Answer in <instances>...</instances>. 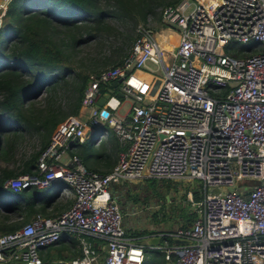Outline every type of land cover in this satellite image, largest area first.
<instances>
[{
    "label": "built area",
    "instance_id": "2783aa9c",
    "mask_svg": "<svg viewBox=\"0 0 264 264\" xmlns=\"http://www.w3.org/2000/svg\"><path fill=\"white\" fill-rule=\"evenodd\" d=\"M159 16L178 34L172 48L153 27L137 24L122 60L88 73L79 112L54 127L34 171L4 179L12 189L61 180L72 198L58 213L36 212L0 232V264H141L143 245L120 225L107 189L124 178L200 181L198 197L189 190L192 220L154 232L159 240L149 246L161 251L163 264H264V0H178ZM149 76L158 79L153 92ZM112 78L117 92L106 90L98 104L100 83ZM103 125L120 149L108 170L88 169L68 149L92 127L100 141ZM240 178L251 182L243 193L234 185ZM226 185L234 187L209 190ZM62 233L76 237L81 254L43 260L40 249ZM95 239L105 250L101 260Z\"/></svg>",
    "mask_w": 264,
    "mask_h": 264
},
{
    "label": "trees",
    "instance_id": "16d2710c",
    "mask_svg": "<svg viewBox=\"0 0 264 264\" xmlns=\"http://www.w3.org/2000/svg\"><path fill=\"white\" fill-rule=\"evenodd\" d=\"M112 1L113 3L107 5L110 7H103L100 6L99 0H7L5 6L0 9V158L11 157L16 140L23 130L35 131L38 139V147L23 155L20 163L15 166L16 169L0 167V206L3 205L13 212L17 211L19 215H22L23 220L29 219L36 212L48 215L47 206L57 205L53 202L54 193L52 195L43 193L45 196L42 194L41 188L43 187L12 189L4 183V179L18 172L34 171L39 151L48 142L56 123L65 115L61 114L56 117L59 112L53 108L47 98H52L51 90L55 87L54 80L60 72L62 75L63 71L70 69L68 56L71 50L68 49L79 42L78 36L82 32L93 33L104 27L105 15H116L119 7L120 12L144 20L146 14L153 10L154 3L165 5L178 0ZM134 35L135 33L126 35L130 41L127 49ZM127 49L117 61L111 64L112 66L122 60ZM234 49L238 54L241 47ZM56 68L59 71L53 72ZM97 70L99 69L93 71ZM77 73L72 113L78 111L82 91L88 80V73L82 71ZM44 82L49 88L43 99L29 101L28 99L40 91ZM118 84V79L112 78L100 83V89L117 92ZM38 102L40 104H36ZM84 142L76 143L68 149L69 152H75L82 163L92 156V152L96 155L94 157L96 159L100 153L108 157L110 155L108 151L120 149L117 139L113 141L109 150L106 149L107 146L102 144L96 146L94 143L90 146L93 149L83 150L81 144ZM98 166L92 163L89 167H85L106 171ZM154 180L150 178V181ZM55 183L62 186L63 181ZM193 197H198V193L194 191ZM133 198H136L135 194ZM194 215L193 209L189 212L184 211L182 213L184 220L180 225H187ZM6 216H8L7 221H0V232L12 230L21 224L20 220L12 219L10 214ZM62 239L69 240V242L63 244ZM59 240L58 245L56 243L47 245L44 254L40 249L43 260L69 259L81 254L77 239L73 234L62 233ZM143 250L144 258L141 264H163V256L159 249L143 245ZM101 259L102 255L99 256V260Z\"/></svg>",
    "mask_w": 264,
    "mask_h": 264
},
{
    "label": "rangeland",
    "instance_id": "374dc122",
    "mask_svg": "<svg viewBox=\"0 0 264 264\" xmlns=\"http://www.w3.org/2000/svg\"><path fill=\"white\" fill-rule=\"evenodd\" d=\"M111 1L112 0H99V4L103 7H110L107 5L113 3V1ZM162 6L163 5L160 3H154L153 10L146 14L144 20L138 17L134 18L132 15H128L125 12H120L119 7L120 13L118 12L116 15H105L104 27L95 30L93 33L82 32L79 36L77 35L79 42L74 44L72 48L68 49L71 50L68 56L70 69L63 71L62 75L60 72L57 79L54 80L55 87L51 90L52 98H47V101L52 103L53 108H56L59 112L56 117L65 114L62 116V119H64L68 114H77L79 112L80 107H78L76 113H72L71 111L76 95L74 84L78 78L77 72L82 71L89 73L96 69L112 66L111 64L114 61H117V59L123 54L124 50L127 49L130 41L127 39L126 35H133L137 24L142 23L149 25L150 27H153L154 30L155 28L157 29L158 26H162L159 20ZM65 49H67V47H65ZM148 64L151 66L153 65L151 62H148ZM55 70L59 71V69L56 68L53 69V72ZM149 79L152 81L150 92H153L158 84V79L151 76H149ZM48 88L49 86L47 87L44 82L40 91L28 100L35 101L43 99ZM36 104H40V102ZM125 105L126 102H123L119 107V111L122 112ZM61 120H59L56 125ZM81 146H83V150L93 149L90 148V140H86ZM37 147L38 139L36 132L23 130L16 140L11 157L8 159L0 158V167L6 166L16 169L15 166L20 163L23 155ZM91 155L92 156H90L89 159L83 161V164L85 163L84 165L87 167L95 162L94 157L96 155L93 152ZM65 157L66 155H63L62 158L64 159ZM154 179V181H150V178H124L121 181H109L107 185L109 191H112V185H118L123 190L122 194L115 195V200L117 201L121 212L120 225L125 229L128 228L126 230L127 233H132L131 231H133L134 234L133 229H138L139 226H141L144 231L151 229L155 231L174 229L184 220L182 213L184 211L189 212L192 210L188 200L190 195L189 190H191L192 196L194 191L198 193L197 188L200 186L199 179ZM51 184H53V182ZM250 184L251 182L247 178L236 179L234 183L236 190L240 193H243ZM50 185L41 188L42 193L52 195L55 192V187ZM234 185L212 187L209 188V190H227L233 188ZM128 190H130V192H127ZM134 193L136 198L132 197ZM243 196L247 197V194H243ZM5 210L6 208L3 205L0 206L1 212H4ZM8 213L11 215V218L13 217L12 219L20 220V223L24 222L22 215H19L17 211L13 212L11 210ZM51 264L65 263L53 261Z\"/></svg>",
    "mask_w": 264,
    "mask_h": 264
},
{
    "label": "crops",
    "instance_id": "0c3cea01",
    "mask_svg": "<svg viewBox=\"0 0 264 264\" xmlns=\"http://www.w3.org/2000/svg\"><path fill=\"white\" fill-rule=\"evenodd\" d=\"M154 34H155V37L157 38L158 42L166 49L172 48V46L177 42V38H178L177 32L175 30H172L170 28L165 27L164 25L158 26L157 29L155 28ZM168 57L169 56L166 57V60L169 59ZM103 127H105L108 130H107V133L104 135V137H102L101 140L99 139L100 141H98V138L96 139V134L93 133L94 130L96 129L94 127L90 128L88 130L87 135L83 141L90 140V142L94 143L96 146L102 144L105 147L107 146L106 149L109 150L111 144L113 143V141H115L116 137L113 134V132L109 129V127H107L105 125H103ZM91 133H92V136H91ZM117 151H118L117 149L108 151L107 153L110 154L108 157H106L102 153H100V155L96 157L94 163L98 164L99 165L98 168H100L101 170L109 169L111 164L114 163L116 160ZM87 159H89V158H87ZM51 185L53 187H55V192H54V195H55L54 198L55 199L53 200V202H55L57 205L53 206L54 205L53 204V205L47 206L48 215L58 213L60 210H62L66 206H68V204L70 203L71 198H72V196L70 194L62 193V191L60 190L61 185L59 186L55 182H53V184H51ZM48 186H45V187H48ZM111 188H112V191H109V192L114 197L117 194H122L123 190L118 185H112ZM127 192H129V190ZM146 207H147V205H146ZM9 211L10 210L8 208L4 212L0 211V221L1 220L2 221L8 220L7 219L8 216H6V214L8 215ZM127 229L128 228H126L125 230H127ZM133 230H134V234H133V231H131L132 233H127V234L132 236L134 240L140 242L142 245L150 247L149 245L152 243H149L146 239L150 236H154L155 230L151 229V230L144 231L141 226H139L138 229L134 228ZM141 235H144V237H142ZM61 242L63 244H65V243H68L69 240L62 239ZM95 243H96L97 249L99 251V256L103 255L105 250H104V247L102 245V241H100V239H95ZM58 244H60V240L58 242H56V245H58ZM46 250H47L46 247L41 248V253L44 254V252Z\"/></svg>",
    "mask_w": 264,
    "mask_h": 264
},
{
    "label": "water",
    "instance_id": "95a60500",
    "mask_svg": "<svg viewBox=\"0 0 264 264\" xmlns=\"http://www.w3.org/2000/svg\"><path fill=\"white\" fill-rule=\"evenodd\" d=\"M119 93V92H118ZM109 95V92L108 91H103L102 94L97 98V103L98 104H102L104 99ZM142 237H144V235H141ZM159 237L157 235H154V236H150L148 237L146 240L149 242V243H156L158 241ZM180 240V239H179ZM184 240V239H182Z\"/></svg>",
    "mask_w": 264,
    "mask_h": 264
},
{
    "label": "flooded vegetation",
    "instance_id": "af4514ba",
    "mask_svg": "<svg viewBox=\"0 0 264 264\" xmlns=\"http://www.w3.org/2000/svg\"><path fill=\"white\" fill-rule=\"evenodd\" d=\"M130 190H132V189H130ZM130 190H129V192H130ZM134 194H135V193H134ZM134 194H133V195H134ZM133 195H132V197H133ZM135 196H136V195H135Z\"/></svg>",
    "mask_w": 264,
    "mask_h": 264
}]
</instances>
